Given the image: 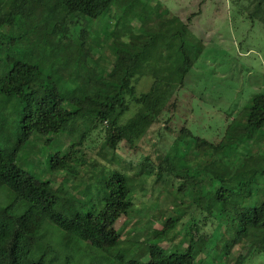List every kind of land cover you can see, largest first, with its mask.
<instances>
[{"label": "trees", "instance_id": "trees-1", "mask_svg": "<svg viewBox=\"0 0 264 264\" xmlns=\"http://www.w3.org/2000/svg\"><path fill=\"white\" fill-rule=\"evenodd\" d=\"M115 1L0 0V30L8 27L19 33L0 39V51L20 44V30L35 15L45 23L51 14L63 12L57 21L47 24L45 38L48 37L47 44H52V39L67 38L80 19L101 18ZM142 27H149V22ZM158 30L153 35H123L124 41L121 36L115 41L109 34L105 47H115L111 70L72 90L62 89L51 76H44L38 60L32 61V56L23 51H18L21 59L5 56L7 71L0 76V97L17 99L21 118L13 149L9 151L0 144V264H198L194 249L196 252V243L202 238L197 236L201 231L197 224L190 226L187 236H195L190 237L183 252H167L138 240H134L135 244L141 247L130 250L124 246L116 224L129 216L134 194L123 172H112L103 182V203L98 208L94 200L84 202L73 194L59 193L49 181L38 180L17 162L18 153L33 135L67 130L73 137L72 147L63 156H52L49 166L55 172L76 173L73 163L80 152L76 148L104 125L105 143L111 150H117L121 143L136 149L149 129L175 107L176 96L201 53L195 56L194 36L186 22L177 18L162 20ZM78 31L80 46H87L89 32L86 28ZM146 74L153 77L152 85L147 92L138 94L136 83ZM131 103L138 106L137 112L123 121ZM245 110L244 115L229 123L218 143L195 138L189 129L182 128L175 142L181 151L172 150L169 158L158 156L160 170L155 173L160 177L163 172L168 176L181 172L189 177L185 169L173 166L175 159L171 155L175 152L181 161L183 156H195L189 162L195 180L205 174L218 186L204 194L201 183L205 180L195 181V199L189 204L194 206L195 215L208 211L204 221H223L233 229L225 245V257L228 260L240 242V248L246 251L239 257L240 264L249 256L264 257V92L254 95ZM169 221L152 241L159 243L169 236L175 228V221Z\"/></svg>", "mask_w": 264, "mask_h": 264}, {"label": "rangeland", "instance_id": "rangeland-1", "mask_svg": "<svg viewBox=\"0 0 264 264\" xmlns=\"http://www.w3.org/2000/svg\"><path fill=\"white\" fill-rule=\"evenodd\" d=\"M62 14V11L51 14L45 23L37 15L26 21L20 30L23 35L18 46L21 48L8 47L0 51V76L7 71L5 56L10 54L21 59L19 52L23 51L32 56V61L38 60L44 76H51L62 89L72 90L85 80L100 79L111 70L115 47H105L109 34L116 38L115 41L118 36L124 41L123 35L132 33L153 35L159 31V22L170 18L189 25L194 36L195 56L198 51L201 53L184 88L176 96L175 107L149 129L136 149L121 143L117 150H111L105 143L104 125L76 148L80 151L73 163L76 173L55 172L49 166L51 157L68 153L73 137L67 130L47 136L35 134L17 155L19 167L38 180L49 181L61 194H73L84 202L94 200L98 208L103 203V182L112 172H123L134 194L132 211L116 224L126 248L141 247L135 244L138 240L158 245L167 252H183L190 237L195 236H187L189 228L197 224L201 226L197 236L202 238L196 243V252L194 249L198 264H240L239 257L246 255L240 242L231 250L228 260L225 257V245L231 240L233 229L223 221H217L218 226L211 219L204 221L203 216L208 215V211L195 215L194 206L189 204L195 199V181L205 180L201 183L204 194L212 193L218 182H212L205 174L195 180V172L189 165L195 156H183L186 161H181L175 152L171 155L175 159L173 166L185 169L190 176L181 172H176L178 176H168L163 172V176L161 173L157 177L160 170L157 159L164 155L169 158L172 150L181 151L175 142L184 127L195 138L220 142L229 123L244 115L250 99L264 92V0H116L98 20L82 18L79 24L71 27L67 38L52 39L54 43L47 44V24L57 21ZM148 22L149 27L140 29ZM82 28L89 32V43L83 47L78 31ZM18 34L15 29L3 28L0 39ZM39 38L44 41L38 42ZM28 56L23 57L29 60ZM152 82L149 74L139 78L138 94L147 92ZM137 109L138 106L131 103L123 121L131 118ZM20 118L18 100L0 97V144L9 151L19 137ZM146 157L149 161L143 164ZM177 218L180 219L175 221ZM168 219L175 221L174 230L162 242L152 241L171 223ZM130 253L132 251L128 255ZM245 260L243 264H264V257L258 255Z\"/></svg>", "mask_w": 264, "mask_h": 264}]
</instances>
